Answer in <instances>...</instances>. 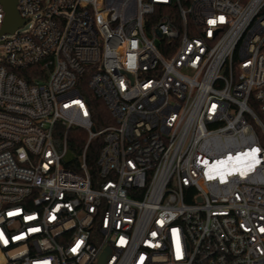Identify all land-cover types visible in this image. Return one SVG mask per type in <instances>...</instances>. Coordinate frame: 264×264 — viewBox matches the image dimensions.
Listing matches in <instances>:
<instances>
[{
    "label": "built area",
    "instance_id": "1",
    "mask_svg": "<svg viewBox=\"0 0 264 264\" xmlns=\"http://www.w3.org/2000/svg\"><path fill=\"white\" fill-rule=\"evenodd\" d=\"M15 8L25 22L0 35V264H101L105 248L102 264H264V0ZM83 82L111 117L100 129Z\"/></svg>",
    "mask_w": 264,
    "mask_h": 264
},
{
    "label": "trees",
    "instance_id": "2",
    "mask_svg": "<svg viewBox=\"0 0 264 264\" xmlns=\"http://www.w3.org/2000/svg\"><path fill=\"white\" fill-rule=\"evenodd\" d=\"M79 92L84 96L89 105V110L91 114V121L95 129H100L106 124L111 123V117L104 105V103L96 97L86 86L85 82L81 83L78 87ZM63 133V130L60 133ZM67 141L69 147V155H77L80 153L82 146L86 139V133L79 128H70L67 130ZM101 145V140L99 138H95L92 140L87 148L86 152V162L90 168L91 174H95L96 171V157L99 147ZM64 165L70 167L68 163L65 161ZM72 169V167H71Z\"/></svg>",
    "mask_w": 264,
    "mask_h": 264
},
{
    "label": "water",
    "instance_id": "3",
    "mask_svg": "<svg viewBox=\"0 0 264 264\" xmlns=\"http://www.w3.org/2000/svg\"><path fill=\"white\" fill-rule=\"evenodd\" d=\"M0 3L3 5L5 16L3 20V24L0 28V35L3 33H11L17 27L21 26L25 20L20 18L15 5L16 0H0ZM108 252V248H105L100 256L99 262L102 264L105 260L106 254Z\"/></svg>",
    "mask_w": 264,
    "mask_h": 264
},
{
    "label": "snow or ice",
    "instance_id": "4",
    "mask_svg": "<svg viewBox=\"0 0 264 264\" xmlns=\"http://www.w3.org/2000/svg\"><path fill=\"white\" fill-rule=\"evenodd\" d=\"M210 23H214V21H210ZM255 151V150H254ZM247 155V154H246ZM0 238H2V237H0Z\"/></svg>",
    "mask_w": 264,
    "mask_h": 264
}]
</instances>
